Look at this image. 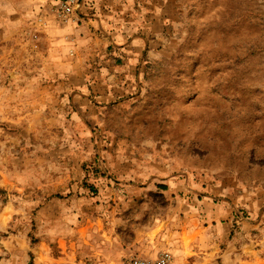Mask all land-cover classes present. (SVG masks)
Returning <instances> with one entry per match:
<instances>
[{"label":"rangeland","instance_id":"rangeland-1","mask_svg":"<svg viewBox=\"0 0 264 264\" xmlns=\"http://www.w3.org/2000/svg\"><path fill=\"white\" fill-rule=\"evenodd\" d=\"M179 9L99 91L46 0H0V264H264V0Z\"/></svg>","mask_w":264,"mask_h":264},{"label":"crops","instance_id":"crops-1","mask_svg":"<svg viewBox=\"0 0 264 264\" xmlns=\"http://www.w3.org/2000/svg\"><path fill=\"white\" fill-rule=\"evenodd\" d=\"M81 2L79 15L74 22L66 24L47 15L48 54L49 57L67 58L71 49V53L77 54V57L85 54L88 59L93 58L95 61L86 64V70L87 73L101 76L98 82L91 84L99 91L102 86L106 91L110 85L108 77L121 75L120 71L129 77L138 76L151 52L166 45L172 32L179 26V0ZM64 70L70 68L65 64ZM75 107L77 120L81 119L82 123L83 117H86L83 108ZM191 200L204 202L203 199ZM180 247V243L174 244V248Z\"/></svg>","mask_w":264,"mask_h":264},{"label":"built area","instance_id":"built-area-1","mask_svg":"<svg viewBox=\"0 0 264 264\" xmlns=\"http://www.w3.org/2000/svg\"><path fill=\"white\" fill-rule=\"evenodd\" d=\"M46 2L49 8L48 11L53 18L66 24L76 20L75 18L79 15L82 4L81 0H46ZM125 264H174V256L170 251L166 250L161 251L153 258L131 256L126 259Z\"/></svg>","mask_w":264,"mask_h":264}]
</instances>
